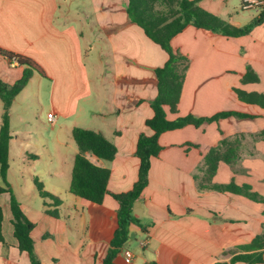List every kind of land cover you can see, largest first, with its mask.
<instances>
[{"label":"crops","instance_id":"crops-1","mask_svg":"<svg viewBox=\"0 0 264 264\" xmlns=\"http://www.w3.org/2000/svg\"><path fill=\"white\" fill-rule=\"evenodd\" d=\"M231 1L239 3L240 12ZM243 1L198 0V5L241 27L259 15L257 8L242 10ZM126 5L127 0H0V49L30 59L45 75L34 74L13 104L34 78L46 79L48 96L38 105L54 117L52 128L70 136L75 127L99 132L115 145L117 153L110 162L87 155L95 166L110 170V194L127 192L137 178V139L152 134L145 121L153 116L149 102L157 93L154 69L167 61L166 53L128 21ZM171 46L187 55L190 63L177 113L166 109L168 120L227 111L253 118L229 117L159 136L162 150L151 159L147 186L133 206L138 224L129 226L128 240L112 262L127 264L122 253L128 249L133 253L128 264H230L233 255L244 253L240 247L262 232L264 204L238 194L199 189V184L203 157L228 139L235 141L236 160L220 162L211 183L247 185L264 199V109L239 101L234 92L264 95V22L238 38L187 27ZM247 68L258 77L257 83L241 82ZM22 72V66L0 56L2 81L11 85ZM12 106L9 152L14 142L21 157L32 163V173L38 171L34 163L44 157L47 174L62 177L65 159L58 157L53 145L43 142L41 149L34 145L36 153H31L25 147L26 136L11 130ZM56 143L68 147L57 136ZM50 194L61 201L58 218L47 215L44 204V209L28 207L31 214L17 198L24 215L35 224L31 237L41 264H103L117 227V202L109 194L101 204L72 194L73 205L68 206L59 192ZM0 207L7 244L0 242V264H29L27 254L16 248L8 194L0 195Z\"/></svg>","mask_w":264,"mask_h":264},{"label":"trees","instance_id":"trees-1","mask_svg":"<svg viewBox=\"0 0 264 264\" xmlns=\"http://www.w3.org/2000/svg\"><path fill=\"white\" fill-rule=\"evenodd\" d=\"M126 15L130 23L136 24L153 43L157 44L167 55V61L161 67L154 69L157 93L149 102L153 116L145 121V126L152 131L151 135L140 134L134 155L139 160L137 178L130 190L118 194H110L107 184L110 170L92 164L87 155L91 154L98 159L110 162L115 158L117 149L103 134L91 130L75 127L71 136L77 152L74 156L71 179L68 187L69 193L94 204H101L105 195L109 194L118 204L117 227L109 244V249L103 264H113V258L128 240V228L131 224H138L132 215L133 206L139 199L141 192L147 186L150 162L159 155L162 147L158 143L159 136L168 131L181 129L192 125L199 127L204 123L217 122L229 117L251 119L253 116L234 111L219 112L210 117H195L188 114L174 120H168L166 109L175 114L178 110L181 90L190 59L187 55L173 49L171 40L187 27H194L212 34L224 37L238 38L248 35L253 28L264 22V7L259 10L257 18L244 26L236 27L220 17L211 14L198 5V0H127ZM0 56L8 62H15L23 67L21 77L13 84H7L0 79V195H9L10 224L16 248L26 253L29 264H41L34 252V242L31 232L35 226L29 221L21 210L20 203L13 195L7 181L9 170V142L10 109L16 96L24 89L34 74L45 77L43 71L30 59L0 49ZM258 77L250 68L246 69L241 82L243 84L257 83ZM239 101L259 106L264 109V95L260 93L234 89ZM235 141L222 139L212 147L203 157V178L199 189H209L218 192H228L245 196L246 198L261 202L264 199L250 191L247 185L237 186L234 183L225 185L212 184V178L220 162L232 164L236 160ZM38 195L43 200L44 212L54 218L59 217L58 208L61 201L43 189L37 178L33 179ZM3 213L0 207V242L5 244L2 236ZM7 246V244H5ZM244 253L233 255L230 264L242 262L245 264H264V223L262 232L249 244L240 247ZM227 264V263H216Z\"/></svg>","mask_w":264,"mask_h":264},{"label":"rangeland","instance_id":"rangeland-1","mask_svg":"<svg viewBox=\"0 0 264 264\" xmlns=\"http://www.w3.org/2000/svg\"><path fill=\"white\" fill-rule=\"evenodd\" d=\"M230 4H232L231 6H235V11L240 12L239 3L237 1H231ZM92 52L94 53V50ZM86 64L87 68H90L89 61H87ZM47 85H49V82L46 81V79L39 77L34 78L29 88L18 97L17 102L12 106L13 117L11 120V130L26 136V150L35 154L36 149L34 145L41 149L44 142L47 147H52L53 145V150H57L58 157L61 159L63 155L65 159V164L62 167V177L50 176L47 174L44 157L37 161V163H34L38 171L32 173L29 170L32 163L29 162L27 158L21 157V150L19 151L16 143L13 142L10 144V172H8L7 181L13 195L21 202H25V211H29L31 214H33V212H31L32 210H29V208L44 209L43 200L38 195L32 177L38 179L45 191L49 193L52 191L59 192L58 197L64 203L67 202L68 206L73 205V201L70 199L72 194L68 192V187L71 179L72 158L76 146L69 132H60L57 126L52 128V124L48 121L49 115L47 109H41L38 105L39 100L44 101L48 96ZM21 117L24 118L23 122L20 121ZM56 136L63 142L68 143V147H59L56 143ZM22 166L24 168L23 170ZM64 212L65 208L61 207L60 213L63 214Z\"/></svg>","mask_w":264,"mask_h":264},{"label":"built area","instance_id":"built-area-1","mask_svg":"<svg viewBox=\"0 0 264 264\" xmlns=\"http://www.w3.org/2000/svg\"><path fill=\"white\" fill-rule=\"evenodd\" d=\"M251 7L257 8L258 10H260L261 7H264V1H261V0H244L241 4L242 10L249 9ZM48 121L53 125L54 117L49 116ZM122 254H123V258H124L125 263L128 264L132 261L133 253L130 250L124 249Z\"/></svg>","mask_w":264,"mask_h":264}]
</instances>
